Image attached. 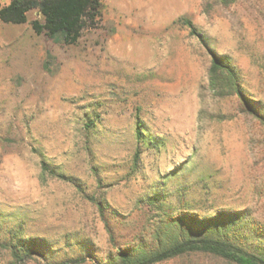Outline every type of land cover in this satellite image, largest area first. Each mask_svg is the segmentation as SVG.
<instances>
[{"label": "rangeland", "instance_id": "rangeland-1", "mask_svg": "<svg viewBox=\"0 0 264 264\" xmlns=\"http://www.w3.org/2000/svg\"><path fill=\"white\" fill-rule=\"evenodd\" d=\"M102 3L73 44L35 33L37 9L0 21V264H104L167 216L221 210L264 253V0ZM214 53L243 96L213 85Z\"/></svg>", "mask_w": 264, "mask_h": 264}, {"label": "trees", "instance_id": "trees-1", "mask_svg": "<svg viewBox=\"0 0 264 264\" xmlns=\"http://www.w3.org/2000/svg\"><path fill=\"white\" fill-rule=\"evenodd\" d=\"M102 0H9L0 6V21L9 24H23L27 13L37 9L41 20L31 21V27L37 34L50 38H60L65 44L77 42L82 32L95 28L102 17ZM190 28L192 34L196 30L188 18L181 19ZM212 83L224 95L238 94L236 74L225 56L212 54ZM137 125L136 133L141 137L142 129ZM143 139L145 142H152ZM138 156V153H137ZM42 172L51 176L57 175L45 162L41 163ZM98 210L103 216V207ZM236 215L230 211H217L215 215L198 218L193 214L167 216L150 234L148 240L135 239L133 244L118 248L116 253L108 255L104 264H154L179 255L201 252L214 255L236 264H264V253L249 251L237 242ZM26 255V254H25ZM17 262L24 257L14 253ZM84 258H76L68 262H81ZM17 262L13 264H18Z\"/></svg>", "mask_w": 264, "mask_h": 264}]
</instances>
